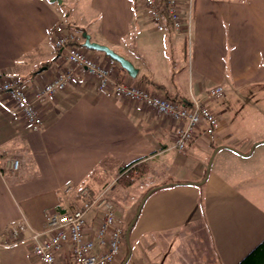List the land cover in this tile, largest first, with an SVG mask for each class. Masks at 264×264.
Segmentation results:
<instances>
[{
	"label": "crops",
	"instance_id": "obj_1",
	"mask_svg": "<svg viewBox=\"0 0 264 264\" xmlns=\"http://www.w3.org/2000/svg\"><path fill=\"white\" fill-rule=\"evenodd\" d=\"M66 2L70 10L64 16ZM138 4L0 0V82L20 77L44 115V125L34 130L18 115L15 102L0 94V154L21 161L17 172L0 170V264H41L28 238L44 228L50 211L78 205L75 189L66 191V186L86 184L98 193L114 187L120 170L132 163L144 169L135 184L154 175L145 192L159 188L136 221L135 260L129 264H144L143 257L148 264L157 259L164 264L171 236L198 225L210 239L213 264H237L264 239V142H238L223 109L213 108L220 120L216 135L200 129L188 146L206 154L190 168L187 150L172 147L177 122L102 89L95 79L77 75L68 88L34 97L64 65V54L54 44L58 23L82 28L93 41L130 59L138 75L120 70L122 79L182 103L199 98L209 106L207 92L216 85L232 91L264 85V0H181L184 15L192 7L190 37L171 28L159 31ZM92 54L108 58L104 52ZM217 145L206 178L208 157ZM19 223L27 230L15 243L3 244L11 240L9 227Z\"/></svg>",
	"mask_w": 264,
	"mask_h": 264
},
{
	"label": "built area",
	"instance_id": "obj_2",
	"mask_svg": "<svg viewBox=\"0 0 264 264\" xmlns=\"http://www.w3.org/2000/svg\"><path fill=\"white\" fill-rule=\"evenodd\" d=\"M137 1L159 31L171 28L175 33H186L190 37L192 7L189 14L184 15L181 0ZM53 36L55 47L64 54V65L34 91L36 99L68 88L77 75H82L88 80H97L104 90L141 103L177 122L172 146L177 151H186L200 129L208 136H214L220 129L216 113L201 99L193 98L188 103H182L122 79L119 75L120 63L109 56L106 61L91 56L83 46L82 33L76 28L58 23L53 28ZM224 93V87L216 85L209 89L207 97L215 99ZM0 94L7 95L15 102L18 115L32 129L37 130L44 125V115L22 86L20 77L10 76L1 80ZM20 162L12 155L3 157L0 154L1 171L17 172ZM65 189H75L79 196L78 205L70 211H50L44 228L31 231L28 247L32 255L41 264H118L124 256L125 229L110 197L112 186H106L98 193H93L86 184L69 183ZM91 213L93 219L89 221L88 215ZM27 227L25 223L11 225V240H5L3 244L15 243Z\"/></svg>",
	"mask_w": 264,
	"mask_h": 264
},
{
	"label": "rangeland",
	"instance_id": "obj_3",
	"mask_svg": "<svg viewBox=\"0 0 264 264\" xmlns=\"http://www.w3.org/2000/svg\"><path fill=\"white\" fill-rule=\"evenodd\" d=\"M76 5L77 2H73L72 8L75 9ZM69 10L70 8L67 2L62 4L61 11L64 16L69 13ZM143 13L147 14L144 10ZM92 52L100 53L101 51L91 49L88 50V53L91 56H94ZM211 100L212 102L209 106L212 110L214 108L220 113L223 109L224 114L222 115V118L229 121L230 128L232 129V135L238 140V142L247 146L251 140L261 138L260 141H264V85L252 86L247 89H239L235 91L227 89L222 96ZM219 113L218 116L220 117ZM252 146H254V144H252ZM219 147L220 145L211 148V153L208 157L209 160L207 169L210 162L212 165L214 155ZM187 152V154L190 155L187 160V164L190 168L194 167L198 159L201 160L206 158L205 152L198 150L197 146H194L191 149L187 148ZM154 177V175H148L144 179L145 183L144 181H139L137 184L130 187H124L118 183L113 187L111 184L112 189L110 191V197L116 205L117 217L122 222L124 229L127 230L129 226L127 223L133 217L137 204L146 190V186L149 185L150 181ZM133 230L130 232L131 249H133L132 247L134 246V243L131 241ZM205 232L206 229L201 225H198L191 227L189 230H184L172 235L171 243L174 244V247L170 245L171 243L166 245V248L164 249V264L215 263V257L212 253V247L210 244L211 242ZM123 249L125 256L129 251L127 242L124 244ZM149 256H151V254ZM130 260H135V255L132 256V259L130 257L129 261ZM157 261L158 262L153 261V263L159 264L158 259ZM120 262H118V264ZM142 263L148 264L144 257L142 258Z\"/></svg>",
	"mask_w": 264,
	"mask_h": 264
},
{
	"label": "water",
	"instance_id": "obj_4",
	"mask_svg": "<svg viewBox=\"0 0 264 264\" xmlns=\"http://www.w3.org/2000/svg\"><path fill=\"white\" fill-rule=\"evenodd\" d=\"M60 1V0H59ZM82 37L84 39L83 41V46L86 47L87 49H91V50H96V51H101V52H104L107 56L117 60L120 65L129 73V75L131 77H136L138 75V72H139V69L134 65V63L126 58L125 56L121 55L120 53L116 52L113 48H111L110 46L106 45V44H103V43H99L97 41H93L91 39V35L87 32V31H83L82 32ZM264 142V141H262ZM256 145L253 146V148L255 147ZM211 165V162L209 163V167ZM209 170L210 168H208L207 170V176L206 178L208 177L209 175ZM159 187H155L153 189H151L150 191H148L145 196L143 197L131 223L129 224L127 230H126V233H125V239H126V242L127 244L130 245V232H131V229L133 228L134 224L136 223L141 211H142V208L146 202V200L148 199V197L150 196V194L158 189ZM131 254H132V249L131 247H129V252H128V255L126 256L123 264H127V262L129 261L130 257H131Z\"/></svg>",
	"mask_w": 264,
	"mask_h": 264
},
{
	"label": "trees",
	"instance_id": "obj_5",
	"mask_svg": "<svg viewBox=\"0 0 264 264\" xmlns=\"http://www.w3.org/2000/svg\"><path fill=\"white\" fill-rule=\"evenodd\" d=\"M80 29H77V30L78 31L83 30L82 28H80ZM84 48L87 49L86 47H84ZM87 50H89V49H87ZM120 70L123 72H127L121 65H120ZM134 164L135 163H132L128 166L123 167L120 170V172H119L120 175L117 179V183L119 185L124 186V187H130V186L134 185L135 182L144 175V169L133 167ZM153 188H155V187L152 186V187L148 188L147 191L144 193V195L140 199L139 203L137 204L135 213H136L143 197L145 196V194ZM135 213H134V215H135ZM134 215H133V217H134ZM133 217L127 223L128 225L131 223ZM135 225H136V223L134 224L133 228L131 229V232L134 229ZM125 232H126V229L124 231V243L126 244ZM127 245H128V247H130L129 244H127ZM128 252L121 259V262L119 264H123L126 256L128 255ZM237 264H264V239L259 244H257L248 254H246Z\"/></svg>",
	"mask_w": 264,
	"mask_h": 264
}]
</instances>
